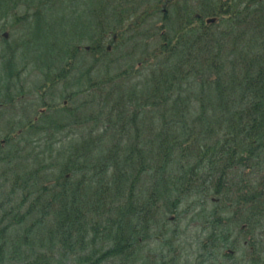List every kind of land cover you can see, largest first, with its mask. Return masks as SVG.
Wrapping results in <instances>:
<instances>
[{"label": "trees", "instance_id": "1", "mask_svg": "<svg viewBox=\"0 0 264 264\" xmlns=\"http://www.w3.org/2000/svg\"><path fill=\"white\" fill-rule=\"evenodd\" d=\"M116 1L111 22L94 11L83 86L69 92L78 46L44 76L28 127L64 149L27 167L3 155L0 264H54L56 251L76 264H148L156 242L168 247L161 262L178 264L179 227L197 207L213 241L230 245L234 226L263 245L264 0ZM139 37L135 63L127 45ZM122 50L128 66L90 77Z\"/></svg>", "mask_w": 264, "mask_h": 264}, {"label": "rangeland", "instance_id": "2", "mask_svg": "<svg viewBox=\"0 0 264 264\" xmlns=\"http://www.w3.org/2000/svg\"><path fill=\"white\" fill-rule=\"evenodd\" d=\"M99 4L102 8L100 14L109 16L110 21L112 9L118 5L116 0H0V172L3 155L21 153L27 159L24 161L26 165L22 166L27 167L28 164L36 165L37 155L49 163L51 156L57 158L59 150L64 149V145H58L50 134L42 132L41 128L29 129L28 125L36 121L43 108L40 90L44 86V76L49 67L57 64L64 50L74 46L81 50L75 59L78 72L70 78L69 92L85 83L84 80L79 82V76L92 65L87 46L95 36L98 18L94 11ZM144 42L141 37L128 42L127 50L135 48L137 53L135 63L141 56ZM147 49L154 50V44ZM124 50L114 52L113 66L102 65L100 73L94 72L90 77L101 79L110 71L114 75L128 66L130 57L121 58L126 54ZM46 99H51V92L47 93ZM6 137L10 138L8 143L5 142ZM9 190L8 185L1 187L0 201ZM206 208V212H211L214 204L209 201ZM206 221L212 223L213 219L202 214L199 207L183 220L179 227L180 241L175 244L178 264H264V251L263 254L259 251L260 246H264V240L261 245L258 230L245 236L230 226L233 232L231 244L226 245L224 240L213 241V227L204 229ZM233 242H236L235 246ZM151 246L152 259L147 261L148 264H163L161 254L163 251L168 254V247L159 242ZM166 257V260L170 259V256ZM53 262L76 264L73 259L63 257L60 251L55 252Z\"/></svg>", "mask_w": 264, "mask_h": 264}]
</instances>
